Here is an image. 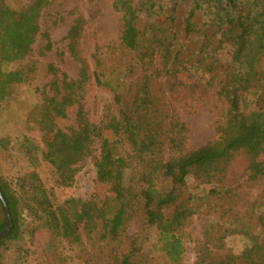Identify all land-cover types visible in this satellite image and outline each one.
Masks as SVG:
<instances>
[{
  "label": "trees",
  "instance_id": "obj_1",
  "mask_svg": "<svg viewBox=\"0 0 264 264\" xmlns=\"http://www.w3.org/2000/svg\"><path fill=\"white\" fill-rule=\"evenodd\" d=\"M26 1L22 8L12 9L0 0V107L9 87L26 76L24 68L4 66L29 54L39 31L40 12L49 2ZM112 6L120 15L119 45L106 55L92 54V73L78 49L85 19L74 17L65 39L71 57L79 63L77 77L69 78L62 71L57 77L59 70L49 66L54 94L45 98L47 110L38 120L44 148L34 145L28 150L37 149L54 168L57 183L67 187L74 181L77 163L93 154L98 141L95 180L106 192L55 206L35 173L20 178V190L0 181L13 222L10 232L0 237V246L18 238L23 211L36 223L34 228L53 237L78 243L83 235L96 236L108 245H119L130 221L140 215L157 229L166 255L178 261L183 252L181 228L195 201L177 199L175 192L188 178L207 186L205 197L218 195L222 190L215 184L222 182L240 152L249 159L250 178H264V0H113ZM159 17L165 21L158 23ZM190 37L202 40L194 72L212 74L209 82L217 84L216 96L225 104L224 123L216 127L212 140L195 149H186V128L165 102L168 89L187 85L178 81L179 74L194 76L182 56ZM218 49L228 56L225 65H217ZM91 76L113 92L118 107L117 113H107L99 124L87 117L81 105ZM75 103L77 127L67 133L56 130L52 116H65L66 108ZM162 180L169 181L167 190L159 186ZM0 204L1 232L9 217L1 200ZM259 221L264 227V214ZM262 235L264 230L252 237V245L240 255L217 259L205 252L196 264H264V243L258 244ZM119 264H133L132 252L124 254Z\"/></svg>",
  "mask_w": 264,
  "mask_h": 264
},
{
  "label": "rangeland",
  "instance_id": "obj_2",
  "mask_svg": "<svg viewBox=\"0 0 264 264\" xmlns=\"http://www.w3.org/2000/svg\"><path fill=\"white\" fill-rule=\"evenodd\" d=\"M112 2L49 0L40 12L39 31L29 54L4 66L5 69L24 68L26 76L22 83L9 87L0 107V140L4 141L0 144V181L20 190V178L35 173L55 206L70 198L102 197L106 192V188L95 180V158L100 153L98 141L93 144V154L77 163L74 181L67 187L57 183L54 168L40 158L37 149L34 154L28 150L34 145L44 148L43 131L38 120L47 110L45 98L54 94V75L49 66L59 70L57 77L61 71L69 78L77 77L79 63L71 57L65 39L74 17L81 15L85 19L78 49L89 73L94 70L92 54L95 51L106 55L118 47L120 15ZM6 3L12 9H20L27 1L6 0ZM158 21L165 20L159 17ZM179 24L180 20H177V30L181 29ZM201 41L190 37L184 42L182 56L191 73ZM217 53L220 59L217 65H225L228 59L225 50L218 49ZM210 76L211 73L203 72H194V76L181 73L178 81L187 85H176L165 94L168 111L178 115L186 128V149L198 148L212 140L216 127L224 123L225 104L217 98V84L209 82ZM113 96L108 87L97 85L91 76L81 99L87 117L99 124L107 113H117ZM77 110L78 104L75 103L66 108L65 116H52L56 130L67 133L76 128ZM122 142L123 148L128 149L127 143ZM29 155L37 160L31 161ZM262 160L264 162V155ZM248 166L246 154L236 153L222 182L215 184L222 190L218 195L205 197L207 186L193 178H188L187 184L177 189V199L188 197L195 201L191 215L181 228L183 252L178 261L166 255L157 229L149 227L140 215L130 221L119 245H108L96 236L90 239L83 235L78 243L53 237L34 228L36 223L34 225L23 211L20 212L18 238L0 246V264H119L123 255L130 251L133 264H196L200 254L205 256V252L217 259L227 254L240 255L252 245V237L264 230L259 221L264 214V178L251 179ZM159 183L164 190L170 187L168 180ZM262 243L264 235L258 239V244Z\"/></svg>",
  "mask_w": 264,
  "mask_h": 264
},
{
  "label": "water",
  "instance_id": "obj_3",
  "mask_svg": "<svg viewBox=\"0 0 264 264\" xmlns=\"http://www.w3.org/2000/svg\"><path fill=\"white\" fill-rule=\"evenodd\" d=\"M0 200L2 201V203H3L4 207H5L6 213H7L8 217H9V224H8L7 228L0 232V237H3V236H5L6 234H8L10 232V230H11V228L13 226V222H12V219L10 217L9 209L7 207V204H6V201H5V198H4L3 194H2L1 189H0Z\"/></svg>",
  "mask_w": 264,
  "mask_h": 264
}]
</instances>
